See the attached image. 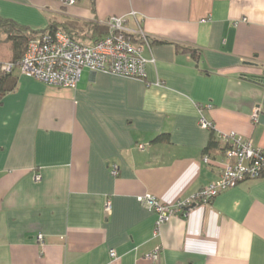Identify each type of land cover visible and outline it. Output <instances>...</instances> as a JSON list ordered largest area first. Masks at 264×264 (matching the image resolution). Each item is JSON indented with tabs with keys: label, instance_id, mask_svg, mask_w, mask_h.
I'll return each instance as SVG.
<instances>
[{
	"label": "crops",
	"instance_id": "0c3cea01",
	"mask_svg": "<svg viewBox=\"0 0 264 264\" xmlns=\"http://www.w3.org/2000/svg\"><path fill=\"white\" fill-rule=\"evenodd\" d=\"M0 15L32 30L125 16L155 59L145 78L85 68L75 88L15 72L0 101V264H264V177L157 232L138 201L173 204L217 179L211 132L264 149V0H0Z\"/></svg>",
	"mask_w": 264,
	"mask_h": 264
},
{
	"label": "built area",
	"instance_id": "2783aa9c",
	"mask_svg": "<svg viewBox=\"0 0 264 264\" xmlns=\"http://www.w3.org/2000/svg\"><path fill=\"white\" fill-rule=\"evenodd\" d=\"M57 1L72 6L77 0ZM245 20L246 18H242V21ZM99 23L106 26L108 31L95 41H78L62 31L36 35L28 42L16 71L47 85L64 88H75L85 68L91 72L145 78L147 64H153L155 59L152 56H143V51L150 46V41L142 28L128 27L125 16H110ZM3 68L6 71L14 69L11 63L4 64ZM256 116L257 112H254V121ZM199 124L205 129H213L212 123L202 114ZM139 148L143 150L142 145H139ZM218 148L221 160L218 162L220 172L217 179L202 187L190 198L166 204L151 194L138 197L142 207L155 212L156 232L171 217L181 212L186 213L192 206L209 203L219 192L240 182L264 177V149L254 147L250 141L242 139L234 131L220 135ZM203 160L209 162L211 159L205 154ZM116 173L117 166L114 164L111 174ZM105 208L108 211V202ZM38 240H42L41 234L38 235ZM109 254L111 257L115 256L113 250ZM144 258L149 261L156 260L158 250L145 253Z\"/></svg>",
	"mask_w": 264,
	"mask_h": 264
},
{
	"label": "trees",
	"instance_id": "16d2710c",
	"mask_svg": "<svg viewBox=\"0 0 264 264\" xmlns=\"http://www.w3.org/2000/svg\"><path fill=\"white\" fill-rule=\"evenodd\" d=\"M56 31H62L72 39L89 42L103 37L108 30L106 26L97 21H80L77 19L55 21L48 24L44 29L32 30L26 25L0 15V101L7 92L12 91L16 86V67L28 42L40 33H54ZM155 42L163 43L165 41L155 40ZM194 52L191 51L193 55ZM6 63H11L14 69L11 71L4 70L3 66ZM210 130L212 131V129ZM210 135L208 145L204 149L205 152L218 147V142L214 139L213 133L211 132ZM163 136L165 135L158 136L156 140L163 139Z\"/></svg>",
	"mask_w": 264,
	"mask_h": 264
},
{
	"label": "rangeland",
	"instance_id": "374dc122",
	"mask_svg": "<svg viewBox=\"0 0 264 264\" xmlns=\"http://www.w3.org/2000/svg\"><path fill=\"white\" fill-rule=\"evenodd\" d=\"M242 20V19H241Z\"/></svg>",
	"mask_w": 264,
	"mask_h": 264
}]
</instances>
